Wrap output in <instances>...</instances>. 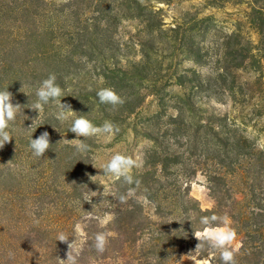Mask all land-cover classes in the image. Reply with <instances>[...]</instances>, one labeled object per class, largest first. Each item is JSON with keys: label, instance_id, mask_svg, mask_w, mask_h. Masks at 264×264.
I'll use <instances>...</instances> for the list:
<instances>
[{"label": "trees", "instance_id": "1", "mask_svg": "<svg viewBox=\"0 0 264 264\" xmlns=\"http://www.w3.org/2000/svg\"><path fill=\"white\" fill-rule=\"evenodd\" d=\"M107 1L0 0V90L7 89L12 102L23 106L9 122L11 142L0 148V264H59L58 258L66 259L68 252V244L56 239L60 232L69 242L75 238L79 264H185L186 256L204 260L218 251L207 245L196 250L194 234L203 227L200 217L213 214L229 217L230 226L243 235L244 257L263 250L264 142L247 136L243 128L248 125L229 112L202 109L195 102L197 92L180 98L174 107L178 114L163 125V134L157 130L149 136L156 147L147 151L148 162L134 175L139 186L118 179L112 191L96 196H85L90 194L87 180L94 176L90 151L79 153L62 140L71 131L69 123L63 126L56 119L58 106L49 102L40 113L29 108L50 73L63 90L61 102L75 99L79 112L72 123L78 116L99 119L93 116V100L97 114L108 109L96 93L114 89L112 82L123 80L116 74L155 81L151 71L135 65L125 69L116 54L106 55L104 48L115 43L116 35L109 25L116 15ZM208 1L218 8L245 9L237 29L223 34L215 53L187 49L194 62L206 59L211 66L210 76L200 80L195 75L191 87L204 90L208 98L228 96L234 111L253 106L259 121L264 118V0ZM140 2L119 0L115 5L142 11L146 8ZM138 17L154 18L143 12ZM105 19L109 27L101 25ZM245 25L253 34L244 32ZM175 37L167 35L174 44ZM139 42L148 51L144 57L151 60L152 40ZM186 79L185 74L178 76L177 85L185 88ZM44 131L51 146L43 157H36L29 142ZM172 147L183 148L185 154L178 155ZM209 150L215 151L212 160L205 155ZM200 171L215 201L211 211L203 210L191 195L192 179ZM130 187H136L135 196L121 203L119 196ZM100 231L113 234L103 254L93 247Z\"/></svg>", "mask_w": 264, "mask_h": 264}, {"label": "rangeland", "instance_id": "2", "mask_svg": "<svg viewBox=\"0 0 264 264\" xmlns=\"http://www.w3.org/2000/svg\"><path fill=\"white\" fill-rule=\"evenodd\" d=\"M48 1L65 3L67 0ZM140 1L142 6L146 8L142 11L136 8L130 11L125 6L119 8L115 5V3H119V0L107 1L112 13L116 15L114 20L109 21V25L114 29L116 35L114 36L115 43H112L111 47L104 45V42L103 46H106L104 48L106 55L116 54L125 69L135 65L142 71H151L152 74H148L155 81H146L141 77H133L132 75L116 74L120 75L123 80H118V83L112 82L116 85L114 90L124 98L125 103L115 108L107 105L108 109H104V113L101 111L97 114L98 108L95 101H92V106H95L93 116L99 117V119L91 122L100 126L105 121H110L119 128V132L111 136L99 135L85 139L93 146L89 151L93 166L91 171L94 174L87 180V190L90 191V194H85V196H96L98 192L109 193L114 189L118 179L105 175L102 166L117 152L131 155L141 164L139 168L132 169L131 175L133 177L141 172L147 161V151L156 147L149 136L156 135L157 130H161L160 134H163V125L169 121L171 116L178 114L174 107L180 98L193 96L195 92H197L195 102L202 109L212 106L221 112H229L231 116H235L239 120V123L245 122L248 125L243 128L247 131V136L254 141L260 138L261 142H264V118L257 121L255 115L252 114L253 106L241 105L237 111H234L228 96L219 99L216 97L208 98V93L204 90L196 91L191 87V80L195 82V75L200 80L210 76L211 66L207 64L206 59L201 62H194L192 60L194 54H190L187 49L193 48L195 52H199L201 55H206L208 52L210 54L215 53L223 34H230L239 26L243 19L240 12L245 7L218 8L210 6L208 0ZM77 7L83 8L82 5ZM120 11L123 13L119 14ZM141 12L152 14L154 18L148 21L144 17H138ZM127 14L129 17H124ZM106 22L108 19H105L101 25H107ZM109 25L107 26L109 27ZM244 32L253 34L247 25H245ZM167 35H175L178 43L174 44L167 38ZM148 38L152 40L154 48V53H150L151 60L149 61L144 57L148 51L143 50L139 42V40H149ZM180 40L183 42L179 46ZM142 62L144 65L141 64ZM182 74H185L186 80H188L185 88L177 85V78ZM74 102L75 99L73 98H65L62 102L70 104L75 112L69 116V119L61 121L63 126L69 123L70 125L67 126L71 127L72 120L79 112L77 106L73 104ZM131 111L133 114L129 113ZM106 116L121 119L113 122L106 119ZM255 124L257 127H253ZM63 139L72 140L77 139V137L75 133L69 132L63 135ZM79 139L83 140L84 138L79 137ZM166 143L173 145L174 142L167 141ZM171 150L178 151L180 156L185 154V150L180 147H172ZM208 153L211 160L214 159L215 151L209 150L205 155ZM172 178L174 176L169 177L170 180ZM192 181L191 195L199 201L201 208L205 211L214 209L215 201L211 196L205 173L198 172ZM235 244L240 245L235 254L236 264H264V249L255 252L254 255L251 254V257H244L241 254L243 235L238 232ZM184 262L185 264H195V262L196 264H221L219 252L211 254L204 260L186 256Z\"/></svg>", "mask_w": 264, "mask_h": 264}, {"label": "clouds", "instance_id": "3", "mask_svg": "<svg viewBox=\"0 0 264 264\" xmlns=\"http://www.w3.org/2000/svg\"><path fill=\"white\" fill-rule=\"evenodd\" d=\"M57 77L54 73H50L47 78L43 79L36 90L35 95L37 101L29 108L37 111H43L44 105L53 102L58 106L56 119L65 121L69 119L72 113L70 104L62 103L61 99L64 97L63 90L56 82ZM96 96L102 104L111 105L115 108L118 105L125 103L122 98L113 88H101L97 91ZM13 94L7 89L0 90V148H3L6 143L11 142L12 135L8 131L9 122L16 119L23 106L21 104L13 103ZM69 131L76 134L77 139L67 140L65 142L73 143L75 149L79 153L89 150V146L85 143V139L99 135H115L119 132V128L110 121H105L102 125H94L85 116H78L72 123ZM79 137H83L81 140ZM50 136L47 131L42 132L39 137L33 139L31 137L29 147L32 154L36 157H43L50 149ZM141 164L136 158L131 155H124L119 152L113 154L110 159L102 166L103 173L110 175L116 179H122L127 185L139 186V180H136L131 171L133 168H139ZM136 187H130L126 194L119 196L121 203H127V200L134 197L136 194ZM38 222V221H37ZM105 221H101L103 225ZM199 223L203 226L202 229L194 234L199 241L196 245V250L202 249L205 245L213 251L219 252L221 264H236L235 254L238 252L240 245L235 244L237 240V232L230 226L231 221L227 216H211L200 217ZM76 231L80 232V225H76ZM113 234L107 231H100L95 234L93 247L99 254H103L109 244V239ZM57 241L68 244V252L66 259H59V264H79V250L76 246V240L69 242V236L60 232L57 235ZM93 264L95 262L93 261ZM196 264V262H195Z\"/></svg>", "mask_w": 264, "mask_h": 264}]
</instances>
